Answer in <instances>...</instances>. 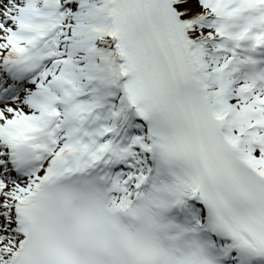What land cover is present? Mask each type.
<instances>
[{
    "label": "snow or ice",
    "instance_id": "6c2138e0",
    "mask_svg": "<svg viewBox=\"0 0 264 264\" xmlns=\"http://www.w3.org/2000/svg\"><path fill=\"white\" fill-rule=\"evenodd\" d=\"M0 264H264V0H0Z\"/></svg>",
    "mask_w": 264,
    "mask_h": 264
}]
</instances>
